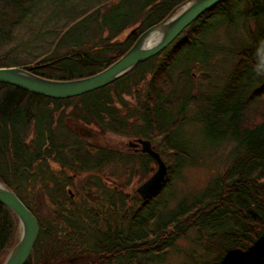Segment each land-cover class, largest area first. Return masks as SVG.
<instances>
[{
    "label": "trees",
    "instance_id": "16d2710c",
    "mask_svg": "<svg viewBox=\"0 0 264 264\" xmlns=\"http://www.w3.org/2000/svg\"><path fill=\"white\" fill-rule=\"evenodd\" d=\"M185 1L138 0L133 9L128 0H121L112 10L128 3L122 12L130 15L119 24V12L117 17L103 14L109 35L101 43L95 39L86 45L74 40L73 47L62 54L49 56L46 52L30 64L0 60V66L16 65L52 79L91 75L119 58L141 32ZM69 2L0 0V47L35 17L41 4L59 9ZM221 23L227 43L213 46L206 33ZM130 25L133 28L123 39L113 41ZM214 51L223 56L221 73L215 78L208 73L216 63L211 61ZM183 56L184 64L198 62L208 66L203 68L208 72L193 79L182 69L174 76L171 71ZM191 107L195 112L190 118L200 124L204 142L209 146L228 144L229 161L200 194L191 201L179 200L160 218L155 216L153 201L160 198L193 151L178 136ZM71 123L91 125L97 132L150 138L167 154L170 166L161 186L147 201L138 199L140 205L126 225L114 217L98 221L95 214L87 213L89 207L79 213L78 208L64 206L72 201L65 192L71 167L72 172L95 170L104 162L122 159L118 151L83 139ZM140 157L147 170L153 159L147 154ZM0 181L38 220L39 233L25 264H123L137 256L158 260L176 238L187 237L189 230H194L193 241L201 247L200 254H189L190 264H264V0L218 3L157 54L113 82L81 95L52 98L0 83ZM31 191H43L57 206L55 219L72 229L70 238L77 243L58 235L63 229L39 220L28 201ZM85 215L90 217L89 223ZM150 219L152 226L146 228ZM18 232L17 216L0 203V264L7 249L17 242Z\"/></svg>",
    "mask_w": 264,
    "mask_h": 264
},
{
    "label": "rangeland",
    "instance_id": "374dc122",
    "mask_svg": "<svg viewBox=\"0 0 264 264\" xmlns=\"http://www.w3.org/2000/svg\"><path fill=\"white\" fill-rule=\"evenodd\" d=\"M135 1L138 0H128L129 5L132 4L130 8L134 9ZM105 2H107V5ZM118 2H121V0H70L69 6L59 9H53L47 3L41 4L35 17L16 30L11 42L0 47V60L5 63L30 64L39 60L46 52H49V56L66 52L68 46L70 47L71 45V48L73 47L74 44L72 43H74V40L75 42L79 41V44L86 45L96 42V40L101 43L100 39L109 35L108 24H103V14L117 17L119 12L117 18L119 24L130 15L128 12H122L126 9L128 3H123L124 5H121L118 11L112 10L113 4ZM96 10L97 12L95 13ZM132 25L115 36L113 41L123 39L133 28L134 25ZM223 29L224 25L221 23L213 32L208 30L206 33L207 40L213 46L227 43ZM26 39H28V42H24ZM67 39H71V41H67ZM211 57L212 63L216 62L211 72L203 69L208 66H201L198 62L190 61L184 64L183 56L179 64L173 68L171 74L176 76L180 70L187 69L193 79H197V76L203 72H208L211 77L215 78V75L218 76L221 73L220 59L223 56L221 53L214 51ZM211 80L212 82L215 81L212 78ZM125 98L132 101L131 96H125ZM193 111L195 112L193 107L187 111V119L181 124L178 131V136L186 145L184 147L193 149V151L191 150V157L183 160L176 175L172 178V182L161 194L162 196L160 195L156 202L153 201L152 206H154L155 216L158 215L160 218L166 216L179 200L186 198L185 200L191 201L194 196L200 194L202 190L207 188L210 179L220 173L229 161V145L209 146L206 140L205 143L200 124L190 118L193 115ZM71 127L92 145L118 151L122 159L112 158L115 160L104 162L99 169L95 170H75V172H72L74 169L71 167L72 171L69 173L71 180L65 183V192L67 193L70 190L68 193L72 201H66L64 206L71 207V209L78 208L77 212L79 210V213H83V207H89L91 211L87 213L90 215L95 214L98 221L104 218L112 220L114 217V219L119 220V223H122L121 225H126L130 214L140 205L138 201L140 198L136 188L150 176L152 173L151 169L154 170L156 168V162H149L147 170L142 167L141 164L144 161L140 155L143 153L128 144L129 141H135L138 136L113 132H97L91 125L79 126L71 123ZM150 141L153 148L160 153L162 159L169 165L167 154H163L162 147L156 145L155 140L150 139ZM126 155L131 156V158L126 159ZM55 166L53 165L52 167L55 168ZM97 180L101 181V183H97ZM28 201L43 224L49 223L56 226L57 229H63V231L58 230V235L64 236L65 240L71 242V244L77 243L75 239L70 238L72 229L68 226H63L55 219L54 211L57 206L46 195L44 196L43 191H31L28 194ZM89 219L90 217L85 215L87 223L91 221ZM151 223L152 220L150 219L145 224V227L150 228L152 226ZM17 235L19 236V232ZM194 237V230H189L187 237L176 238L174 246L167 249L161 259L154 260L150 257L137 256L128 263H122L190 264L189 254L192 251L194 255L201 253V247L193 241ZM8 251L9 248L4 257L7 256Z\"/></svg>",
    "mask_w": 264,
    "mask_h": 264
},
{
    "label": "water",
    "instance_id": "95a60500",
    "mask_svg": "<svg viewBox=\"0 0 264 264\" xmlns=\"http://www.w3.org/2000/svg\"><path fill=\"white\" fill-rule=\"evenodd\" d=\"M226 0H187L175 7L163 20L146 28L137 37L131 47L119 58L96 73L84 77L70 79H52L39 76L29 69L20 66H0V83L11 84L52 98H68L103 87L129 71L140 63L165 48L192 21L218 3ZM179 8V9H178ZM169 23L160 39L143 45L146 35L157 25ZM129 145H140V150L148 154L156 162V168L136 188L142 201H147L159 189L166 173L167 165L160 153L153 149L149 139L137 138L129 141ZM70 192V190H68ZM0 203L7 206L17 216L19 236L2 264H25L39 233L36 216L25 203L7 185L0 181Z\"/></svg>",
    "mask_w": 264,
    "mask_h": 264
},
{
    "label": "bare ground",
    "instance_id": "6f19581e",
    "mask_svg": "<svg viewBox=\"0 0 264 264\" xmlns=\"http://www.w3.org/2000/svg\"><path fill=\"white\" fill-rule=\"evenodd\" d=\"M181 5V4H180ZM179 6V5H178ZM179 9V8H178ZM169 21H170V18L166 21V22H164V23H162V24H160V25H157V26H155L154 28H153V30L152 31H150L147 35H146V38L144 39V42H143V45H151V44H153V43H155V42H157L159 39H160V37L162 36V34H163V32H164V29H165V27L167 26V24L169 23ZM84 77V76H83ZM143 138V137H142ZM143 139H148V138H143ZM150 140V139H149ZM151 142V141H150ZM151 145H152V143H151ZM153 147V146H152ZM151 171L153 172V170L151 169ZM167 171H168V165H167ZM167 174V173H166ZM166 176V175H165ZM165 178V177H164ZM164 180V179H163ZM161 186V185H160ZM5 260V259H4Z\"/></svg>",
    "mask_w": 264,
    "mask_h": 264
},
{
    "label": "flooded vegetation",
    "instance_id": "af4514ba",
    "mask_svg": "<svg viewBox=\"0 0 264 264\" xmlns=\"http://www.w3.org/2000/svg\"><path fill=\"white\" fill-rule=\"evenodd\" d=\"M131 146V145H130ZM131 147H134L136 150H138L139 148H138V146H131ZM43 264V263H42Z\"/></svg>",
    "mask_w": 264,
    "mask_h": 264
}]
</instances>
